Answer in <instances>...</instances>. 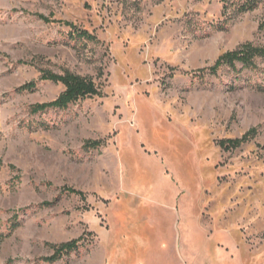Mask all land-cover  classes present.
Listing matches in <instances>:
<instances>
[{
  "label": "rangeland",
  "instance_id": "obj_1",
  "mask_svg": "<svg viewBox=\"0 0 264 264\" xmlns=\"http://www.w3.org/2000/svg\"><path fill=\"white\" fill-rule=\"evenodd\" d=\"M243 2L0 0V264H49L85 233L55 264H264V59L192 74L264 46V0ZM42 71L93 77L102 96L33 114L65 89Z\"/></svg>",
  "mask_w": 264,
  "mask_h": 264
},
{
  "label": "trees",
  "instance_id": "obj_2",
  "mask_svg": "<svg viewBox=\"0 0 264 264\" xmlns=\"http://www.w3.org/2000/svg\"><path fill=\"white\" fill-rule=\"evenodd\" d=\"M225 6L224 9L228 7L231 0H221ZM262 0H244L243 4L240 6V11L243 13L255 10ZM46 23H58L60 25L67 26L71 29V33L82 41L88 42H99L98 37L90 33L87 30L78 28L75 24L65 21H57L46 16L39 15ZM260 28L264 30V22L260 25ZM264 59V46H258L253 43H246L234 51L227 52L220 56L215 64L210 68H205L199 71L192 72L195 73H205L209 71L211 74H217V72L224 66L236 69L237 64H242L243 67L249 69H255L256 60ZM104 76V71H99V78ZM41 80L50 81L55 84H62L64 86V91L59 95L57 99L47 103L35 104L31 108L33 114L45 113L50 110H66L70 105L79 102L80 100H85L88 98L101 97L102 89L97 83L96 79L89 76H82L70 71H66L63 74H56L49 71L41 72ZM22 90L34 89V84H29L21 88ZM258 135V129L253 128L245 133L241 138L222 140L219 142L221 148L225 151L237 150L243 145L253 141ZM102 146L101 141H87L84 145L86 150H97ZM68 192L80 196L82 199L85 198V194L81 191L75 189H68ZM91 234V233H90ZM86 233L83 234L79 239H75L69 242L61 243L58 245H52L53 255L42 260L49 264H55L61 261L65 256H70L71 254L78 252L81 248V244L84 242Z\"/></svg>",
  "mask_w": 264,
  "mask_h": 264
},
{
  "label": "bare ground",
  "instance_id": "obj_3",
  "mask_svg": "<svg viewBox=\"0 0 264 264\" xmlns=\"http://www.w3.org/2000/svg\"><path fill=\"white\" fill-rule=\"evenodd\" d=\"M124 153H126V152H124ZM127 155H128V154H127ZM129 155H130V154H129ZM168 158H169V157H168ZM123 159H124V157H123ZM123 159H122V161H123ZM126 159H127V157H126ZM128 160H129V159H128ZM128 160H127V161H128ZM131 160H132V157H131ZM153 160H154V159H153ZM125 161H126V160H124V162H125ZM127 161H126V162H127ZM124 162H123V163H124ZM129 162H130V161H129ZM129 162H128V163H129ZM145 162H146V161H145ZM147 162H148V161H147ZM151 164H153V163H151ZM133 166H134V164H133ZM161 166H162V165H161ZM123 167H125V166H123ZM151 168H152V167H151ZM123 169H124V168H123ZM125 169H126V167H125ZM153 169H154V168H153ZM155 170H156V167H155ZM126 171H127V170H126ZM156 171H157V170H156ZM130 173H131V172H130ZM122 174H123V173H122ZM124 174H125V170H124ZM157 174H158V173H157ZM157 176H158V175H157ZM166 179H167V178H166ZM156 181H157V180H156ZM124 182H126V181L123 180V183H124ZM126 185H127V183H126ZM151 185H152V184H151ZM124 186H125V185H124ZM169 186H170V185H169ZM163 187H166V185L163 186ZM135 189H136V188H135ZM162 189H163V188H162ZM170 189H171V187H170ZM170 189H169V190H170ZM165 193H166V192H165ZM165 195H166V194H165ZM169 196H170V195H169ZM163 197H164V196L162 195V198H163ZM165 197H167V195H166ZM162 198H161V199H162ZM167 198H168V197H167ZM163 200H164V198H163ZM163 200H162V201H163ZM147 203H148V202H147ZM163 205H165V204H163ZM165 220H166V219H165ZM147 222H148V221H147ZM168 223H169V222H168ZM165 224H166V223H165ZM168 225H169V224H168ZM168 225H167V227H169ZM165 228H166V227H165ZM161 230H162V229H161ZM161 230H160V231H161ZM165 231H166V230H165ZM165 231H164V232H165ZM157 233H158V232H157ZM158 240H159V239H158ZM156 241H157V240H156ZM161 241H162V239H161ZM167 244H168V243H167ZM158 245L161 246V244H158ZM168 245H169V244H168ZM156 247H157V246H156ZM157 248H158V247H157ZM159 248H160V247H159ZM179 249H180V248H179ZM158 251H160V250H158ZM163 251H164V250H163ZM155 253H156V252H155ZM153 254H154V253H153ZM158 254H159V253H158ZM160 254H161V253H160ZM168 258H169V257H168ZM151 260H152V259H151ZM145 262H146V263L149 262V259H147V261L145 260L144 263H145ZM140 263H141V262H140ZM167 263H168V262H167ZM142 264H143V263H142ZM147 264H148V263H147Z\"/></svg>",
  "mask_w": 264,
  "mask_h": 264
}]
</instances>
